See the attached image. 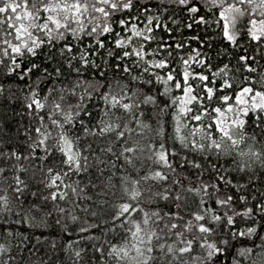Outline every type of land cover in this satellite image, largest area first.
<instances>
[{
    "label": "snow or ice",
    "instance_id": "1",
    "mask_svg": "<svg viewBox=\"0 0 264 264\" xmlns=\"http://www.w3.org/2000/svg\"><path fill=\"white\" fill-rule=\"evenodd\" d=\"M0 264H264V0H0Z\"/></svg>",
    "mask_w": 264,
    "mask_h": 264
},
{
    "label": "trees",
    "instance_id": "2",
    "mask_svg": "<svg viewBox=\"0 0 264 264\" xmlns=\"http://www.w3.org/2000/svg\"><path fill=\"white\" fill-rule=\"evenodd\" d=\"M58 233H59V229L56 226H53L51 229L48 230V233H45V234L56 235Z\"/></svg>",
    "mask_w": 264,
    "mask_h": 264
}]
</instances>
